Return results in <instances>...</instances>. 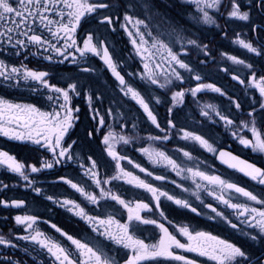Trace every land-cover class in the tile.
<instances>
[{"label": "snow or ice", "instance_id": "6c2138e0", "mask_svg": "<svg viewBox=\"0 0 264 264\" xmlns=\"http://www.w3.org/2000/svg\"><path fill=\"white\" fill-rule=\"evenodd\" d=\"M159 4L178 7L192 27L172 21L157 0H0V137L30 154L0 150V192L21 186L5 182L18 178L47 212H63L84 229L70 233L24 199H0L4 209H27L13 217L7 238L0 234V264H264V165L233 150L264 158V0ZM125 35L120 48L115 37ZM223 41L251 55L219 52ZM217 53L235 66L220 71L224 79L231 74L238 94L205 82L220 63ZM25 91L27 102L7 98ZM205 97L218 103H202ZM77 99L87 103L89 126L73 139ZM145 141L164 150L137 147ZM179 141L182 159L167 151ZM130 149L153 170L134 163ZM125 160L144 178L122 166ZM209 160L259 190L240 186ZM68 169L76 176L60 175ZM52 175L59 179L49 186L78 195L49 194L41 177ZM196 217L203 220L194 225ZM221 225L243 242L210 231Z\"/></svg>", "mask_w": 264, "mask_h": 264}, {"label": "flooded vegetation", "instance_id": "af4514ba", "mask_svg": "<svg viewBox=\"0 0 264 264\" xmlns=\"http://www.w3.org/2000/svg\"><path fill=\"white\" fill-rule=\"evenodd\" d=\"M167 3L178 5V0H167ZM157 4L159 5L162 11H165V10L167 11L172 21L178 22L180 25L192 27L191 22L188 21L185 17H183L178 7H172V8L165 9V5L159 4V0H157ZM89 26L90 25H85V29H87ZM193 30L195 29L193 28ZM244 31H247V30L245 29ZM115 39L119 42V47L123 48L124 47L123 41L126 40L127 37L126 35L123 37L117 36L115 37ZM219 52H224V53H227L228 55L236 56L238 59H245V60L247 59L248 56L251 55L247 53L246 50L240 48L239 45L232 44L231 41H223L222 43H220ZM217 57L220 60V63H218L217 65H215L209 70L210 78L207 79L205 82L206 83L215 82L217 86L223 85V87L229 89V91L237 92V89L233 86L235 82H232V84L228 83V81L231 80V74H228L227 79H224L225 73L220 71V69L224 68L226 65L232 66L231 61L225 62L223 58L219 57L218 53H217ZM36 66L37 65L35 63L30 65V67H33V68H35ZM66 67L68 69L72 68L71 65H67ZM232 67H235V66H232ZM40 68L41 70H43V65H40ZM193 86H195L194 83H193ZM209 95L214 96L217 94H209ZM256 95L257 96L259 95L258 92L256 93ZM7 98L14 99L16 102H27L32 99V97H30V95L26 91L13 94L12 96L7 97ZM201 102L202 103L204 102L218 103V101L208 99V97H205L204 100H202ZM76 105L81 109V112L79 113L80 120L77 122L78 127L73 129V134H72L73 139H75L78 136H83L84 128L89 126V116L87 112L86 101L77 99ZM191 107H195V106L193 105ZM164 111H165L164 108L159 109L161 120L164 117ZM130 127L131 125L129 124L127 128L124 129L123 131H127L128 129H130ZM112 131L121 132L122 130L119 128V126H115L112 129ZM140 135L146 137L148 135V132L142 131L140 132ZM137 147H144V148H149V149L159 147L161 150H164L163 145L153 144L148 141H145L142 144L137 145ZM185 147L186 145H185V142L183 141H179L178 143H168L167 151L173 153L176 158L182 159L183 158L182 152L176 153L175 150L178 148L185 149ZM0 150H7L10 152V154L17 155L20 158H28L30 155L27 150L18 146L14 142L8 141L6 138H3V137H0ZM233 150H234V154L238 152V154L240 155V158L242 159H247L249 162H255L257 166L264 165V158H257L250 151H242V150L237 149L235 146H233ZM193 154L198 155V153H195V152H193ZM129 158L133 159L134 163H140L141 166H145L149 170H153L152 165L148 163L147 158L143 156L139 151H136L135 149H130ZM209 163L212 164V166L216 169L217 172L223 173L224 175H227V176H231V178L238 180L240 186H244L246 189L252 190L254 192L259 190V186H256L255 182L251 181L250 179L246 177H243L242 174L233 173L232 170L227 169L226 166L220 165L219 161L209 160ZM122 166H127V170H130L133 172V174H137L141 176V178H144V174L139 173V170L136 168H132L131 165H127L126 160L122 162ZM0 171H2V169H0ZM154 171L159 172L160 170H154ZM60 175L73 177V176H76V173H74L71 169H68L65 172L60 173ZM167 175H168L169 180L175 178L177 182H181L179 177H175L174 173H167ZM41 179L44 182L49 194H55L57 196L78 195L74 193V190L68 188L67 185L57 184V185L49 186L51 181L59 179V177L56 175H52L48 177H41ZM5 182L9 183L10 185L19 184L21 186H18L16 188H10L9 190L5 192H0V199H9V200L12 198L24 199L30 207L35 208V210L41 215L43 219L51 218L52 222L57 223L58 226H62L66 228L70 233H73V234H83L84 233L83 227L80 224L73 223V221L69 219V217L63 212H60V214L58 215L55 213H49L45 210L46 208L45 203L37 204L36 201L34 200V193H31L30 191L25 190V188L22 186V182H20L18 178L8 177V178H5ZM154 183L159 184L160 182H154ZM181 183H183L185 186L191 185V181H183ZM125 187H130V186L125 185ZM192 190H194V186H192ZM139 191H142V190H139ZM168 191L170 192V194L171 193H175L177 195L181 194V191L179 189H176L175 185H168ZM145 195H149V194H145ZM184 195H187V193H185ZM149 198H150V195H149ZM192 199H194V197ZM167 203H170V202H166V205ZM26 211L27 209H4L2 206H0V234L5 235V237L7 238L9 234V229L14 228L13 217L18 214L23 215L25 214ZM5 217L8 218L7 221L4 220ZM176 218L179 219L178 216ZM125 219H126V216H125ZM201 220H203V217H196L195 219L192 220V223L195 225ZM184 222H187V220L185 219ZM41 228H43L45 231L49 230L48 225L42 224ZM210 231L213 234L218 235L219 238L221 239H227L229 241H234V242H237L238 244L243 242V238L241 236H239L237 233H234L230 229L224 228L222 225L219 227H213L210 229ZM14 234L18 235V234H23V233L16 231ZM144 235L148 236L150 235V233L146 232L144 233ZM178 238H180L183 242V237H178ZM255 251L257 252V254H259L258 248ZM187 255L191 257L192 254H187ZM197 259L203 261V264H214V262L209 261L207 258H197Z\"/></svg>", "mask_w": 264, "mask_h": 264}]
</instances>
